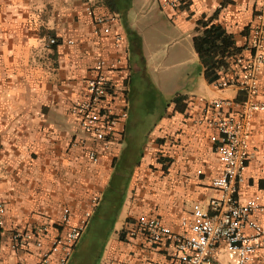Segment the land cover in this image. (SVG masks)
<instances>
[{"label": "crops", "instance_id": "0c3cea01", "mask_svg": "<svg viewBox=\"0 0 264 264\" xmlns=\"http://www.w3.org/2000/svg\"><path fill=\"white\" fill-rule=\"evenodd\" d=\"M259 2L183 0L177 9H162L159 0H0V190L8 205L0 264H39L33 244L12 247L10 230L45 225L44 250L49 249L53 238L67 232L65 207L73 223L92 210L69 264H180L171 243L150 246L144 236L131 237L127 230L147 215L189 233L182 218L195 203L219 195L212 187L223 172L213 141L217 132L197 119L208 101L243 94L237 86L219 89L208 81L194 38L201 34L200 21H211L232 34L239 53H247ZM97 18L105 21L99 34ZM173 34L168 50H152L158 39ZM51 37L59 42L48 47ZM98 45L116 62L108 71L113 90L105 103L126 117L118 120L107 146L98 145L100 161L93 163V138L72 106L85 95ZM237 54L228 59L224 76ZM168 59L177 69L196 65L198 74L190 75L191 88H176L165 104L161 91L153 90L152 72L167 68ZM171 80L165 71L163 85ZM258 83V98L264 100V65ZM238 197L264 205V112L252 118ZM254 218L264 224V213ZM214 264H237V253L221 243ZM252 264H264V247Z\"/></svg>", "mask_w": 264, "mask_h": 264}, {"label": "built area", "instance_id": "2783aa9c", "mask_svg": "<svg viewBox=\"0 0 264 264\" xmlns=\"http://www.w3.org/2000/svg\"><path fill=\"white\" fill-rule=\"evenodd\" d=\"M183 0H159L162 9H177ZM89 10V8H87ZM96 19L95 32L99 34ZM105 28V32H109ZM121 37L116 36L117 44ZM57 37H51L47 46L58 44ZM73 43V41H69ZM248 51L238 53L233 58L229 75H222L214 82L219 88L237 86L243 94L242 99L218 98L207 102L203 116L197 120L207 123L216 130L213 136L215 151L223 165L221 175L212 181V187L219 192L208 201L194 204L181 224L189 228V233H178L157 216L140 215L127 230L131 237L142 235L150 246L171 243L174 258L180 264H214L218 246L225 243L229 251L237 253V264H252L254 255L264 247V224L254 218L255 213H264V205L257 199L242 202L239 197L240 186L245 181V170L249 158L252 118L264 112V100L258 98V74L264 65V0H260L251 28L250 40L245 47ZM96 60L86 79L85 95L72 106V113L78 118L82 128L93 138L89 158L93 163L100 161L98 145L107 146L109 138L116 132L118 120L126 117L105 101L113 90L108 74L116 66L104 55L102 45L97 47ZM99 197H95L94 208ZM87 210L79 223H73L71 210L65 207L62 223L67 232L53 238L49 249L44 250L48 227L43 225L28 229L13 227L10 241L14 249H28L33 244L39 251V264H65L73 249L85 232L90 212ZM8 205L0 190V230L5 229ZM38 264V263H37Z\"/></svg>", "mask_w": 264, "mask_h": 264}, {"label": "trees", "instance_id": "16d2710c", "mask_svg": "<svg viewBox=\"0 0 264 264\" xmlns=\"http://www.w3.org/2000/svg\"><path fill=\"white\" fill-rule=\"evenodd\" d=\"M199 25L202 31L194 38V46L205 68V77L214 83L229 66L228 59L240 49L235 46L232 34L220 25L211 21H200Z\"/></svg>", "mask_w": 264, "mask_h": 264}, {"label": "rangeland", "instance_id": "374dc122", "mask_svg": "<svg viewBox=\"0 0 264 264\" xmlns=\"http://www.w3.org/2000/svg\"><path fill=\"white\" fill-rule=\"evenodd\" d=\"M148 1H145V5L146 4H149V2L147 3ZM142 6V4L140 5ZM172 31V30H171ZM176 35H166L164 36L163 38H160L157 40V43L155 45H152V50L155 51L156 53H161L162 50L166 47L167 50L168 48H170V45H166L165 44L167 42H173L175 41L176 39ZM172 60H169L168 59V62H167V68H164V67H161V68H158L157 70H155V72H152V75L154 77V80H155V83L157 85L153 86V90L155 88V91L157 92L156 88L158 90H160L161 92V99L163 100V102H165V104L169 103L170 102V97L171 96V92L173 90H176V88H178V92H185L186 90H188L189 88L192 87V81L189 79L190 75H194L197 77V66L196 65H190V68L189 69H181L179 66H178V69L175 68L174 64L171 63ZM165 71L168 72L169 74V77L172 79L171 80V84L166 87L163 85V80H164V76H165ZM154 93V92H153ZM155 94V93H154ZM149 95V94H148ZM149 97L150 99L153 97V102H156L155 101V96H147ZM164 104V103H163ZM156 106V105H154ZM49 233V231H48Z\"/></svg>", "mask_w": 264, "mask_h": 264}, {"label": "flooded vegetation", "instance_id": "af4514ba", "mask_svg": "<svg viewBox=\"0 0 264 264\" xmlns=\"http://www.w3.org/2000/svg\"><path fill=\"white\" fill-rule=\"evenodd\" d=\"M80 239H81V238H80ZM79 241H80V240H79ZM78 244H79V242L76 244V246H75V248L73 249V252H72L70 258L67 260V262H66L65 264H69V263L71 262V259H72L73 255H74V252H75V250H76Z\"/></svg>", "mask_w": 264, "mask_h": 264}]
</instances>
